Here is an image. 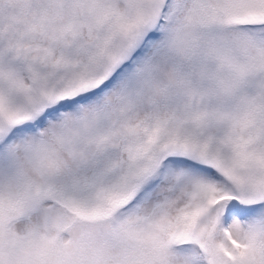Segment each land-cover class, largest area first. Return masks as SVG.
Returning a JSON list of instances; mask_svg holds the SVG:
<instances>
[{
	"label": "snow or ice",
	"instance_id": "snow-or-ice-1",
	"mask_svg": "<svg viewBox=\"0 0 264 264\" xmlns=\"http://www.w3.org/2000/svg\"><path fill=\"white\" fill-rule=\"evenodd\" d=\"M0 264H264V0H0Z\"/></svg>",
	"mask_w": 264,
	"mask_h": 264
}]
</instances>
